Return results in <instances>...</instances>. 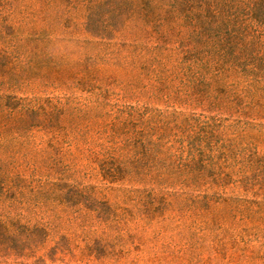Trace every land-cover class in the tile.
<instances>
[{
  "label": "trees",
  "instance_id": "obj_1",
  "mask_svg": "<svg viewBox=\"0 0 264 264\" xmlns=\"http://www.w3.org/2000/svg\"><path fill=\"white\" fill-rule=\"evenodd\" d=\"M59 2L83 11L84 42L92 52L88 60L74 63L83 74L76 81L81 89L92 92L99 88L93 82L104 78L125 82L129 77L127 84L134 86L137 83L129 70L106 73L112 65L135 68L138 64L160 83L157 91L166 87L168 77L179 81L176 89L185 88L197 104L210 99L218 109L234 107L241 114L264 117V0ZM44 6L41 10L46 9ZM14 10L11 6L10 11ZM76 15L71 11L59 19L68 26L76 24ZM11 20L9 14L0 16V193L10 191L11 203H17L30 185L23 176L25 170L39 174L50 161L61 160L60 144L71 146L80 141L91 148L99 147L92 152L96 159L101 154L107 161L102 164L104 180L137 187L133 192L139 216L128 209L125 222L135 218L141 225L158 223V231L169 227L177 230L190 248L188 261L200 258L202 246L191 240L195 230L218 229L227 234L235 224L242 236H257L254 221L264 225V202L218 190L230 176L214 166L217 159L226 161L230 152L220 151L214 159L204 151L202 144L212 149L217 135L209 123L144 106L106 108L108 103L99 99H28L11 93L33 78L55 88H68L65 72L70 65L65 56L56 59L48 52L47 46L53 41L41 36L49 32L47 27L32 26L28 34L17 36ZM22 21L26 26L31 23L27 17ZM37 55L47 58L39 62ZM21 57H25L24 62ZM100 93L105 100L107 92ZM89 134H94L95 140ZM238 182L254 196L264 195V179L250 182L241 176ZM162 189L166 191L160 192ZM74 199L97 203L105 214L100 217L103 222L110 220L115 210L107 200L94 196L85 201L81 192ZM19 229L24 236L20 243L31 242L40 230L0 213L1 235H15ZM95 253L91 246L84 248L87 257ZM105 255L100 253L97 259L101 262Z\"/></svg>",
  "mask_w": 264,
  "mask_h": 264
},
{
  "label": "rangeland",
  "instance_id": "obj_2",
  "mask_svg": "<svg viewBox=\"0 0 264 264\" xmlns=\"http://www.w3.org/2000/svg\"><path fill=\"white\" fill-rule=\"evenodd\" d=\"M42 4H45V10H41ZM11 6L15 7L13 12L10 11ZM71 11L77 14L76 24L67 26L59 16H66ZM82 13V10L68 8L59 0L55 3L48 0H0V16L9 14L12 17L11 24L17 36L28 34L32 26L35 29L47 27L49 32L41 36L53 41L47 46L48 52L56 59L63 55L70 62L68 72H65L68 88H55L41 78H33L31 83L14 87L11 93L28 99L34 96H69L80 101L99 99L108 103L106 108L111 105L144 106L166 115L180 113L207 122L217 135L212 140V149L202 144L204 151L214 159L220 151L230 152L226 161L217 159L214 166L215 169L221 167L230 176L229 182L218 190L234 193L238 198L264 202V195L254 196L238 182L241 176L247 177L250 182L264 179V117L241 114L234 107L221 110L210 99L197 104L185 88L176 89L180 87L179 81L168 77L164 83L166 87L157 91L155 87L160 83L153 74L140 69L138 64L135 68L112 65L106 73L129 70L137 83L134 86L127 84L129 77L125 82H110L104 78L100 83L93 82L99 88L92 92L81 89L76 81L83 74L78 72L74 63L88 60L87 56L92 52L84 42ZM25 17L31 20L27 26L22 23ZM20 25L22 29L16 28ZM45 58V55H37L39 62ZM20 61L24 62L25 57H21ZM103 91L107 92L105 100L100 96ZM228 102L234 106L232 100L228 99ZM89 136L94 140L96 138L94 134ZM60 148V161H50L39 174L32 175L25 170L23 176L30 181V185L19 196L17 203H11L10 191L0 193V213H7L18 224L40 228L31 242L24 239L20 243L24 238L21 229L15 235L0 234V264H264L263 223L254 221L257 228L253 232L257 236L252 234L248 237L242 236L240 226L235 224L227 234L218 229L195 230L196 235L191 240L202 246L199 248L200 258L188 261L186 256L190 248L177 230L169 227L158 231V223L141 225L135 218L125 222L128 209L139 216L133 192L137 187L109 183L102 178V164L107 161L101 154L96 159V154L92 152V149L100 150L99 147L91 148L78 141L71 146L63 142ZM77 192L84 194L85 201L94 196L113 205L115 210L110 220H101L100 217L105 214L97 203L90 200L76 202L74 196ZM139 236L142 238L139 239ZM86 246L94 248V256L84 255ZM103 252L106 255L100 262L97 257Z\"/></svg>",
  "mask_w": 264,
  "mask_h": 264
}]
</instances>
